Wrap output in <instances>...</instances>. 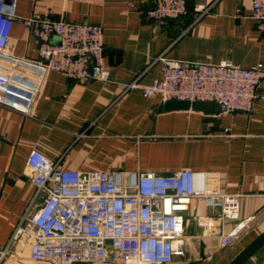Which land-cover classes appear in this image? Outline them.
Masks as SVG:
<instances>
[{
	"label": "crops",
	"instance_id": "obj_1",
	"mask_svg": "<svg viewBox=\"0 0 264 264\" xmlns=\"http://www.w3.org/2000/svg\"><path fill=\"white\" fill-rule=\"evenodd\" d=\"M152 0H16L8 47L37 58V42L20 17L41 13L54 20L89 22L103 31L105 81L80 83L48 73L31 114L0 104V250L3 264H31L27 247L12 240L22 217L42 203L24 173L37 150L61 169L150 170L166 175L180 168L205 170L218 187L239 196L238 220H221L218 210L193 200L186 215L182 254L165 264H229L264 231V79L250 112L161 109L160 96L140 88L161 76L165 57L185 63L230 60L264 66V32L256 26L249 0H187L186 12L156 20ZM57 40L56 38L54 39ZM214 218L203 235V217ZM244 221L238 238L222 245L218 235ZM242 264H264V243Z\"/></svg>",
	"mask_w": 264,
	"mask_h": 264
},
{
	"label": "built area",
	"instance_id": "obj_2",
	"mask_svg": "<svg viewBox=\"0 0 264 264\" xmlns=\"http://www.w3.org/2000/svg\"><path fill=\"white\" fill-rule=\"evenodd\" d=\"M146 11L156 20L186 12L187 0H152ZM256 26L264 32V0H249ZM16 0H0V104L31 114L49 72L80 83L105 81L103 31L89 22L54 20L46 14L20 17L37 42V58L17 55L8 47L17 18ZM57 39L56 41L54 39ZM161 76L149 84L133 80L122 91L140 88L144 96L162 101H213L221 112H250L258 99L264 66L243 67L230 60L185 63L165 57ZM24 173L44 192L42 203L25 214L12 240L27 247L31 264H165L183 253L186 215L193 200L218 210L221 220H238L239 196L221 190L205 170L180 168L169 174L150 170L61 169L58 162L32 150ZM203 217V235L213 226ZM245 222H237L218 238L228 245ZM8 248L0 250V264Z\"/></svg>",
	"mask_w": 264,
	"mask_h": 264
},
{
	"label": "water",
	"instance_id": "obj_3",
	"mask_svg": "<svg viewBox=\"0 0 264 264\" xmlns=\"http://www.w3.org/2000/svg\"><path fill=\"white\" fill-rule=\"evenodd\" d=\"M215 103L213 101H194L190 103L188 100H168L163 101L161 109H196L207 112H215ZM264 243V231L254 238L247 246H245L237 256L229 264H242L251 254L254 253ZM89 264V263H83Z\"/></svg>",
	"mask_w": 264,
	"mask_h": 264
},
{
	"label": "rangeland",
	"instance_id": "obj_4",
	"mask_svg": "<svg viewBox=\"0 0 264 264\" xmlns=\"http://www.w3.org/2000/svg\"><path fill=\"white\" fill-rule=\"evenodd\" d=\"M90 264V263H89Z\"/></svg>",
	"mask_w": 264,
	"mask_h": 264
}]
</instances>
